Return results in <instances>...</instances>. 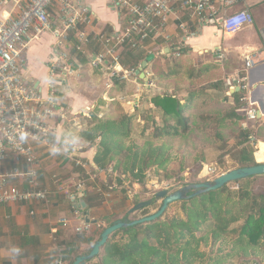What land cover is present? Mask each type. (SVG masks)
I'll use <instances>...</instances> for the list:
<instances>
[{"label":"built area","instance_id":"1","mask_svg":"<svg viewBox=\"0 0 264 264\" xmlns=\"http://www.w3.org/2000/svg\"><path fill=\"white\" fill-rule=\"evenodd\" d=\"M254 0H111L117 11L120 25L111 32L98 31L95 15L81 0H0V11L10 7L5 18L0 19V165L13 159L17 167L10 174H0V205L47 203L49 192L38 188V156L35 145H43L58 153L53 144L58 124L67 120L68 110L63 107L61 95L68 80L80 72V60L85 59L87 69L99 72L106 80V90L113 81L136 80L134 68L122 62L126 51L146 50L148 44L160 42V49L171 52L174 38L170 26L187 32L184 17L203 26L214 22L223 37L234 36L245 27L254 24L252 8ZM264 1V0H256ZM43 34H49L53 43L46 61L43 82L28 80L23 74L25 53L31 43ZM204 53L208 54L206 50ZM215 55V52L210 51ZM175 56H179L178 53ZM217 60L225 58L218 51ZM243 72L264 60V45L240 55ZM246 76L233 79L235 88L242 93L241 102L245 115L242 129L247 122L258 120L260 107L252 100ZM146 87H151L148 83ZM234 91V90H233ZM250 143L258 150L256 141ZM66 158L72 153L63 150ZM254 154V153H253ZM79 164V163H78ZM23 166V167H22ZM101 172L102 170H98ZM215 170L205 165L203 177H210ZM10 177L25 181V188L8 184ZM52 180L57 181L53 176ZM60 190L71 201L79 193L86 192L83 182H76ZM72 220H79L78 233L90 230L85 213L75 204L71 208ZM70 219L59 223L67 226ZM56 264H65L62 257Z\"/></svg>","mask_w":264,"mask_h":264},{"label":"trees","instance_id":"2","mask_svg":"<svg viewBox=\"0 0 264 264\" xmlns=\"http://www.w3.org/2000/svg\"><path fill=\"white\" fill-rule=\"evenodd\" d=\"M190 29L195 30L192 24ZM177 51L180 59L161 70L156 68L159 59L152 60L158 83L168 81V88L173 90L152 94L150 103L153 109L144 118L143 138L147 123L152 126L142 145L128 142L139 114L125 111L120 102L115 104V112L119 115L116 119L98 118L97 114L89 116L80 137L95 147L92 161L97 170L106 171L114 164V170L121 169V173L128 175L133 182L143 185L147 170L168 171L170 142L188 140L194 131L208 141L220 143L221 150L229 145L235 146L237 168L254 166V160L264 161L259 160L264 154V122L257 120L249 129H242V93L225 96L222 103L213 98L197 80L216 66L186 68L180 63L185 59L183 55L188 54L186 48H178ZM80 62L85 64V59L81 58ZM177 80L199 85L189 88L184 98H178L174 84ZM115 85L117 93H122L124 84L115 82ZM223 103L226 105L222 106ZM233 130L237 131L233 133ZM230 131L234 135L226 137V132ZM250 137L261 141L255 155H252L255 148L250 143ZM198 171L192 180H180L181 186L200 183L195 180ZM257 177L264 175L234 182L241 186L237 192H232L226 185L219 190L179 201V215L165 217V212L154 221L117 230L108 238L98 256L87 264H225L232 256L247 258L258 247L264 249V196L257 197L249 189L250 183ZM88 197L86 193L84 200L88 206L100 200L98 196L92 200ZM129 215L127 211L124 217L119 218L116 212L103 218L105 225L100 227L98 237L90 236L86 242L92 248L106 227L118 219L128 220ZM226 242L232 245L231 254L223 253ZM217 244L215 252L211 250L207 254L201 251L203 247L213 248ZM61 252L64 263L68 259L67 264L85 254L73 247Z\"/></svg>","mask_w":264,"mask_h":264},{"label":"crops","instance_id":"3","mask_svg":"<svg viewBox=\"0 0 264 264\" xmlns=\"http://www.w3.org/2000/svg\"><path fill=\"white\" fill-rule=\"evenodd\" d=\"M81 1L94 13L96 18L94 28L96 30L109 33L114 27L120 25L119 16L112 6L111 0ZM263 2H254L252 8L254 24L243 28L234 36L223 37L214 22L198 26L195 22L184 17L183 21L187 23L186 33L181 32L174 26L175 24L170 26L169 29L174 38V53L172 51L167 52L165 49L162 53L161 44L157 42L148 44L146 50L124 52L122 62L126 67L134 68L137 71L150 54L154 55L153 61L162 59L160 55H172L180 59L178 48H186L188 54L183 55V58L191 63L189 60L192 55L198 57L206 54L204 52L207 50V55L210 58L214 57L215 61L200 65L202 67L213 65L216 68L208 70V73H205L197 82L206 88L210 96L215 97V95L221 94L223 97H231L236 93L229 95L231 91L236 89L233 79L238 76H246V83L250 88L252 100L258 103L261 110L258 121L264 122V87L255 88L251 86V83L257 86L263 84L264 86V60L256 62L255 66L248 69L247 72H243L242 69L229 70L226 67V58L233 62L235 61L233 58L237 57L242 62L240 55L250 51V49H259L264 45V11L262 10L263 6L259 7V5L264 4ZM9 10L10 7L1 10L0 19L5 18ZM191 24L195 28L194 31L190 29ZM52 43V37L49 34H43L35 39L26 50L23 74L28 80L34 82L44 81L47 72L45 64ZM158 50H160V55L157 53ZM210 51L215 52V55L218 51L224 52L225 58L219 61ZM176 53L179 56H175ZM152 60L148 62L144 69L147 83L144 82L141 75H137L135 81H113L112 88L109 90L103 88L106 80L102 74L89 70L85 64L80 63V73L69 78L68 86L64 88L61 95L63 107L68 110V113L70 110L73 111L71 121L74 122L76 127L66 126L65 122L68 119L64 122L57 120L58 127L52 142L58 147V153L43 145H35L38 162L34 167L38 170V188L48 190V202L0 205V264H56L59 258L62 257L61 251L64 246L70 245L67 238L73 234L76 227H79V220H72L70 214L74 203L67 199L60 187H66L79 181L84 183V177L87 176L92 179L90 168L97 170L92 161L95 155V147L81 139L80 133L82 130L78 129L86 126V120L92 114H97L98 118L104 117V114H107V110L110 108L109 102L113 100L126 103L130 112L135 111L138 114L139 109L143 107L147 114L151 113L153 109L150 103L152 94L171 92L166 84L168 81L163 80L158 83ZM115 82L116 84L117 82L124 84L122 93H117ZM88 83L91 84L92 88L101 89L100 97H92L86 92L84 88L90 86ZM148 83H151L152 86L146 87L145 85ZM243 105L242 103V107ZM241 111H243V108H241ZM138 116L142 118V116ZM242 116L244 117H242L241 127L246 121L244 112ZM79 120L84 121L81 124ZM144 120L142 118L140 122L144 123ZM247 123L249 129L254 122ZM260 142L258 141V144ZM257 148H259L258 145ZM63 150L72 153V158H66ZM253 153L252 155H255L256 151ZM263 156L262 160H264ZM254 162L258 163L256 160ZM16 167L21 168L15 164L13 159H10L5 164L0 165V174H10ZM53 176L57 177L56 182L52 180ZM7 182L18 188L26 187L25 181L20 178L10 177ZM85 186L84 198L87 193L89 194L88 199L92 200L94 189ZM99 204L100 202H93L91 206L87 205L85 211L83 210L85 217L90 219L91 227L87 232H95L97 228L105 225L102 219L90 216V213L94 212ZM65 218L71 220L67 226L59 223L61 219ZM92 221H96V223H92ZM67 263L68 259L65 260V264Z\"/></svg>","mask_w":264,"mask_h":264},{"label":"rangeland","instance_id":"4","mask_svg":"<svg viewBox=\"0 0 264 264\" xmlns=\"http://www.w3.org/2000/svg\"><path fill=\"white\" fill-rule=\"evenodd\" d=\"M253 2H256V0H254ZM260 6H263L262 10L264 11V4L259 5V7ZM178 60L179 58H176L172 55L163 57L157 62L156 68L158 70H161L162 68H165V66H171ZM233 60L235 61L231 62L226 58V67L229 70L242 69L243 64L240 59L234 57ZM189 61L191 63H188L187 59H185L184 61H180V63H182L186 68H192L200 64H208L205 62H214L215 58H210L207 54L199 55L198 57L192 55ZM174 84L176 86L175 94H177L178 92V98H184L187 95V90L189 88L199 85L198 83H192V86V84L189 85L187 82L178 80ZM88 85L90 86H87L84 89H86V92H88L90 96H101V89L92 88L91 84L89 83ZM103 88L105 87L103 86ZM169 90H173V88H169ZM213 98L220 100V102L222 103L224 97L223 95L219 94L217 96L215 95V97ZM116 103V100L109 102L110 108L109 110H107V114H104L105 116L103 118H118V112H115ZM120 104L121 106H123L125 111L130 112L129 108H127L126 106V103L122 102ZM225 105L226 104L224 103L222 104V106ZM143 109V107L142 109H139L138 114L142 116V118H145L147 115V111ZM72 112L73 111L70 110L69 113H67L68 120L65 122V124L68 127L75 126L74 122L71 121V119L73 118ZM241 113L243 114V111H241ZM142 118L139 117L137 119L136 125L132 130L131 138L128 142L132 141L133 143L142 145V143L145 141V137L151 130L152 125L151 123H148L146 125V128L144 130L145 136L143 138L141 136V131H143L142 128L144 127V123L140 122ZM79 121L82 124L84 120ZM85 129L86 126L78 130H82L81 132H83ZM236 131L237 130H233V133ZM233 133L232 131L226 132V137H232V135H234ZM170 143L171 159L166 167L168 171L160 170L158 172H155L154 170H147L145 173L146 179L143 185L133 182V180L128 175H124L121 173V169L114 170V164H112V166H110L106 171L102 170L101 172L90 168V174L92 175V179L86 176V178L89 179L88 180L84 177V184L88 187H93L94 197L98 196V198L100 199L97 201L100 202V204L97 206L94 212L90 213V216L92 218H98L103 220V218H106L107 216L111 215V213L117 212V214L119 213V218H121L127 214V211L129 213V210L133 208L138 202H145L151 200V205L149 207H146L145 210L143 209L144 211H137L135 213L130 214L128 217V220L139 219L153 214L159 209L162 200H157L154 198L156 193L162 190H169L171 192L178 190L182 187L180 184V180H184L185 182L192 180L198 169L199 171L195 177V180L201 183L204 181L212 180L220 176L221 174H224L230 170L237 168L235 160L237 148L235 146L229 145L225 150H221L219 147L220 143H215L213 141L206 140L202 136V134L197 131H194L191 134L190 139L188 140H178L172 141ZM259 160L262 161V157L259 158ZM205 165L210 166L215 170V173L210 177H203L202 175V171ZM180 167H182V169H180ZM166 175H169L170 177H166ZM227 186L232 192H237V190L241 187L238 183H230ZM249 189L254 195H257V197L264 196V177H257L253 179V181L249 185ZM180 212V204L179 202H176L171 204L170 207L167 209L165 217L179 215ZM100 230L101 228H97L95 232L81 233L74 231L73 234L69 235L67 238V242L70 243V245L64 246L63 249L73 247L75 251L77 250V252L88 253L89 249L91 248V244H88L86 242L87 238L92 235L96 239L100 233ZM217 247L218 244L213 248L203 247L201 248V251H204L209 254L211 250L215 252ZM231 247L232 245L226 242L225 246L223 247V253L231 254ZM250 253L251 255H249L247 258H241L239 256L229 257L225 264H264L263 247H258L254 252L252 251Z\"/></svg>","mask_w":264,"mask_h":264},{"label":"water","instance_id":"5","mask_svg":"<svg viewBox=\"0 0 264 264\" xmlns=\"http://www.w3.org/2000/svg\"><path fill=\"white\" fill-rule=\"evenodd\" d=\"M153 58L154 55L150 54L146 58V60L142 62L141 67L136 71V75H141V78L144 80L145 83H147V78L144 76V69L148 64V62H150ZM253 84L254 83H251V86L255 88L264 87L263 84H261L262 86L260 85L257 86ZM234 92L236 93L239 92L238 88H236L235 91H231L229 95L233 94ZM260 116H261L260 111H258L257 118L259 119ZM262 175H264V162H258L254 166L242 167V168L230 170L212 180H208L202 183L186 184L181 188H179L178 190L172 192L169 190H162L156 193L154 197L157 200L158 199L162 200L161 205L156 212L135 220L118 219L114 221L110 226L106 227L101 232L99 239L95 242V244L92 246L89 252L76 257L72 264H87L89 261L93 260L96 256H98L100 249L104 246L108 238L114 232L123 228L132 227L135 225L154 221L160 218L161 216H163L167 211V209L169 208V206L173 203L183 200H189L194 197L206 194L208 192L219 190L230 183L244 180L249 177L262 176ZM84 195H85L84 192L79 193L78 197L72 199L71 202L74 203L77 208H80L85 211L87 209V205L84 200ZM151 203H152L151 200L145 202H139L129 210V214L135 213L137 211H141L142 209L149 207ZM86 221L90 222V219L87 218ZM92 223H96V221H92Z\"/></svg>","mask_w":264,"mask_h":264}]
</instances>
